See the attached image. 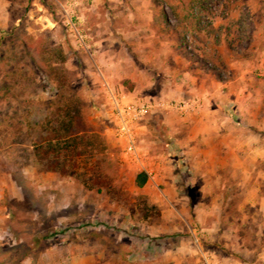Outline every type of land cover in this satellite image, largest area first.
Masks as SVG:
<instances>
[{"label":"rangeland","instance_id":"rangeland-1","mask_svg":"<svg viewBox=\"0 0 264 264\" xmlns=\"http://www.w3.org/2000/svg\"><path fill=\"white\" fill-rule=\"evenodd\" d=\"M99 34L113 37L100 46L106 50L136 58L148 45L146 56L163 54L159 68L147 67L135 100L195 101V77L209 85L245 75L263 122L264 0H0V264H59L62 257L63 264H155V243L175 245L188 234L156 230V198L177 174L178 156L160 145L161 113L149 112L137 143L153 175L136 184L143 164L117 141L107 82L119 96L134 84L124 70L101 68ZM70 101L80 106V131L104 145L92 158L76 157L80 176L48 170L50 156L41 164L34 153ZM259 170L264 175V165Z\"/></svg>","mask_w":264,"mask_h":264},{"label":"crops","instance_id":"crops-1","mask_svg":"<svg viewBox=\"0 0 264 264\" xmlns=\"http://www.w3.org/2000/svg\"><path fill=\"white\" fill-rule=\"evenodd\" d=\"M112 35L95 37L96 56L107 72L126 71L127 80L135 86L123 94L127 100L135 99L137 89L144 86L147 67L159 68L156 60L159 58L161 64L163 54L146 56L151 50L148 45L136 58L130 57L128 50L118 53L101 48L105 40L113 39ZM244 77L215 80L209 85L195 77L190 97L200 103L196 109L153 111L161 113L165 125L164 130H157L160 145L178 156L177 174L165 181L167 186L156 198L161 208L156 230L160 234L188 233L175 245L156 241L155 264H264V175L259 170L264 165V119L261 122L253 104L251 93L257 89L250 87ZM138 99L150 100L147 96ZM139 129L140 137L149 130L146 125ZM138 147H142L140 142ZM140 161L151 172L148 176L153 175L152 165L142 154ZM182 169L185 175L178 171ZM3 197L0 191V230ZM65 263L81 264L75 260Z\"/></svg>","mask_w":264,"mask_h":264},{"label":"trees","instance_id":"trees-1","mask_svg":"<svg viewBox=\"0 0 264 264\" xmlns=\"http://www.w3.org/2000/svg\"><path fill=\"white\" fill-rule=\"evenodd\" d=\"M133 87L134 85L131 84L130 88ZM60 111L65 119L58 126L51 128L52 133L47 131L34 143L36 161L44 164V159L50 156L52 162L47 166L48 170L80 176L74 171V167L77 166L76 157L86 154L88 158H92L100 148H104V145L100 141H96L97 139H93L86 131L82 132L78 128L77 123L80 122L78 102L63 103ZM147 180L148 174L143 171L137 175L136 184L142 187Z\"/></svg>","mask_w":264,"mask_h":264},{"label":"built area","instance_id":"built-area-1","mask_svg":"<svg viewBox=\"0 0 264 264\" xmlns=\"http://www.w3.org/2000/svg\"><path fill=\"white\" fill-rule=\"evenodd\" d=\"M74 27V25L72 26ZM77 30L76 35L81 42L84 37ZM108 95L112 106V114L115 123V136L117 141L126 152L129 159L142 164L140 161V152L137 141V131L144 117L153 112L157 107L177 109L181 112L192 110L198 107L196 101H142L140 99H125V96H119L118 93L111 89L107 84ZM143 170L151 173L143 165Z\"/></svg>","mask_w":264,"mask_h":264}]
</instances>
